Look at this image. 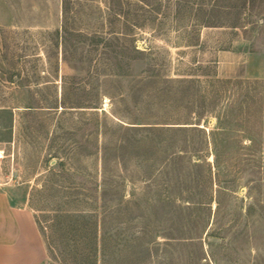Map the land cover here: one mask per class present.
Masks as SVG:
<instances>
[{"label":"rangeland","instance_id":"1","mask_svg":"<svg viewBox=\"0 0 264 264\" xmlns=\"http://www.w3.org/2000/svg\"><path fill=\"white\" fill-rule=\"evenodd\" d=\"M0 186L49 264H264V0H0Z\"/></svg>","mask_w":264,"mask_h":264},{"label":"crops","instance_id":"2","mask_svg":"<svg viewBox=\"0 0 264 264\" xmlns=\"http://www.w3.org/2000/svg\"><path fill=\"white\" fill-rule=\"evenodd\" d=\"M0 264H49L34 211L7 186H0Z\"/></svg>","mask_w":264,"mask_h":264},{"label":"trees","instance_id":"3","mask_svg":"<svg viewBox=\"0 0 264 264\" xmlns=\"http://www.w3.org/2000/svg\"><path fill=\"white\" fill-rule=\"evenodd\" d=\"M116 75H118V76H120V75H121V76H122L123 74H121V73H118V74H116Z\"/></svg>","mask_w":264,"mask_h":264}]
</instances>
